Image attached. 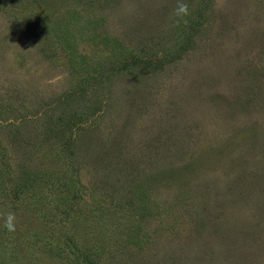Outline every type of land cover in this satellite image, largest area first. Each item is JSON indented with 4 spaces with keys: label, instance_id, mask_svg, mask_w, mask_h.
Masks as SVG:
<instances>
[{
    "label": "rangeland",
    "instance_id": "374dc122",
    "mask_svg": "<svg viewBox=\"0 0 264 264\" xmlns=\"http://www.w3.org/2000/svg\"><path fill=\"white\" fill-rule=\"evenodd\" d=\"M184 2L0 0V264H264V0Z\"/></svg>",
    "mask_w": 264,
    "mask_h": 264
},
{
    "label": "clouds",
    "instance_id": "9594fccd",
    "mask_svg": "<svg viewBox=\"0 0 264 264\" xmlns=\"http://www.w3.org/2000/svg\"><path fill=\"white\" fill-rule=\"evenodd\" d=\"M173 15L178 18L187 17L189 15V6L184 0H177V4L175 8L173 9ZM186 22V21H185ZM15 214L14 213H8L7 216L5 217V223L4 227L9 231V232H14L15 231Z\"/></svg>",
    "mask_w": 264,
    "mask_h": 264
}]
</instances>
